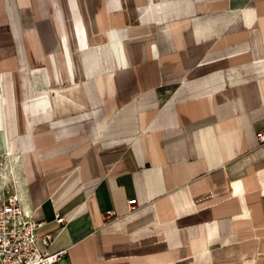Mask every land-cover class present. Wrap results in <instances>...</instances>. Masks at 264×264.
Returning a JSON list of instances; mask_svg holds the SVG:
<instances>
[{
  "label": "crops",
  "instance_id": "crops-1",
  "mask_svg": "<svg viewBox=\"0 0 264 264\" xmlns=\"http://www.w3.org/2000/svg\"><path fill=\"white\" fill-rule=\"evenodd\" d=\"M262 129L264 0H0V198L57 264H264Z\"/></svg>",
  "mask_w": 264,
  "mask_h": 264
},
{
  "label": "built area",
  "instance_id": "built-area-1",
  "mask_svg": "<svg viewBox=\"0 0 264 264\" xmlns=\"http://www.w3.org/2000/svg\"><path fill=\"white\" fill-rule=\"evenodd\" d=\"M255 137L264 143V129ZM128 203L134 208L136 199ZM56 223L61 228L67 220L56 214ZM55 235L56 230L40 229V222L25 211L16 193L0 198V264H57L66 250H49Z\"/></svg>",
  "mask_w": 264,
  "mask_h": 264
}]
</instances>
